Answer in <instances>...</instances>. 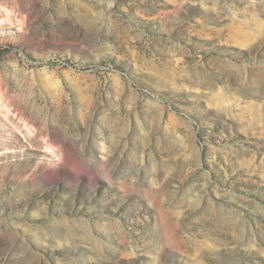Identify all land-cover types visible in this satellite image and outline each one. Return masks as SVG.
Masks as SVG:
<instances>
[{
  "label": "rangeland",
  "instance_id": "rangeland-1",
  "mask_svg": "<svg viewBox=\"0 0 264 264\" xmlns=\"http://www.w3.org/2000/svg\"><path fill=\"white\" fill-rule=\"evenodd\" d=\"M0 264H264V0H0Z\"/></svg>",
  "mask_w": 264,
  "mask_h": 264
}]
</instances>
